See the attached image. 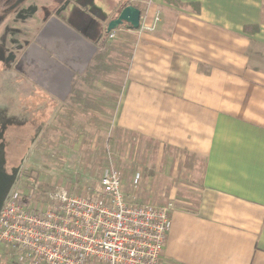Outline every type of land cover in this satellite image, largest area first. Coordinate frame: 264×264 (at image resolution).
Segmentation results:
<instances>
[{"label":"crops","instance_id":"0c3cea01","mask_svg":"<svg viewBox=\"0 0 264 264\" xmlns=\"http://www.w3.org/2000/svg\"><path fill=\"white\" fill-rule=\"evenodd\" d=\"M128 4L138 28L108 38ZM6 12L0 83L8 128L33 141L25 167L44 165L38 144L64 121L99 129L101 174L172 203L162 264H264V0H20Z\"/></svg>","mask_w":264,"mask_h":264},{"label":"built area","instance_id":"2783aa9c","mask_svg":"<svg viewBox=\"0 0 264 264\" xmlns=\"http://www.w3.org/2000/svg\"><path fill=\"white\" fill-rule=\"evenodd\" d=\"M25 185L0 209V264H162L172 204L127 196L117 169L82 188L56 183L43 194L34 173Z\"/></svg>","mask_w":264,"mask_h":264},{"label":"rangeland","instance_id":"374dc122","mask_svg":"<svg viewBox=\"0 0 264 264\" xmlns=\"http://www.w3.org/2000/svg\"><path fill=\"white\" fill-rule=\"evenodd\" d=\"M6 13L3 11L0 15ZM4 86L0 83V209L13 193L25 191V177L30 173L36 174L38 189L43 194L56 183L75 188L94 183L102 172L104 153L109 151V137L99 129L93 135H81L78 128H71V121H64L62 129L48 130L46 140L38 144L40 156H45L44 165L25 167L33 141L28 134L22 135L27 130L14 136L15 130L8 128L13 111ZM165 203L171 202L162 204Z\"/></svg>","mask_w":264,"mask_h":264},{"label":"water","instance_id":"95a60500","mask_svg":"<svg viewBox=\"0 0 264 264\" xmlns=\"http://www.w3.org/2000/svg\"><path fill=\"white\" fill-rule=\"evenodd\" d=\"M140 19V9L132 4L125 5L119 13L106 23V32L116 28L118 25L126 22L130 27L138 28Z\"/></svg>","mask_w":264,"mask_h":264},{"label":"trees","instance_id":"16d2710c","mask_svg":"<svg viewBox=\"0 0 264 264\" xmlns=\"http://www.w3.org/2000/svg\"><path fill=\"white\" fill-rule=\"evenodd\" d=\"M20 0H0V13L3 11H7L10 8H12L14 5H16ZM4 21V18L2 15H0V25ZM128 26L129 24L126 23Z\"/></svg>","mask_w":264,"mask_h":264}]
</instances>
